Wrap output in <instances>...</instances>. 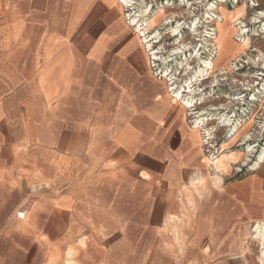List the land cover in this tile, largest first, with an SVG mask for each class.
I'll use <instances>...</instances> for the list:
<instances>
[{"label": "crops", "instance_id": "0c3cea01", "mask_svg": "<svg viewBox=\"0 0 264 264\" xmlns=\"http://www.w3.org/2000/svg\"><path fill=\"white\" fill-rule=\"evenodd\" d=\"M124 9L0 0V264H264L253 234L264 223V176L194 182L201 148L168 85L181 114L147 91ZM67 79L96 89L103 79L129 104L119 109L139 112L124 124L144 128L139 148L112 153L144 154L133 171L125 156L91 157L69 136ZM78 95L75 109L86 110ZM163 154L177 155L163 163ZM11 180L22 197H6Z\"/></svg>", "mask_w": 264, "mask_h": 264}, {"label": "rangeland", "instance_id": "374dc122", "mask_svg": "<svg viewBox=\"0 0 264 264\" xmlns=\"http://www.w3.org/2000/svg\"><path fill=\"white\" fill-rule=\"evenodd\" d=\"M136 2L135 13L140 12L146 6L150 7V15L159 8H164L161 14L162 17L158 19L157 24L151 28L150 32L157 31L159 33L160 44L155 45V48L163 47L162 51L164 52L161 57L172 61L167 64L157 62L153 67L152 60L147 61L144 48L140 42L139 52L146 59L147 91L157 94V98L161 97L163 105L172 104L176 108V112L180 114V105L170 99L166 91L168 82L163 80L164 72L168 68L169 70L172 69V74L178 79V86H184L193 73L203 66V62L215 59L213 37L216 34L215 26L219 19L218 9L223 7L228 12L235 11L237 6L240 7L239 11L243 9L242 16L239 17V24H236L235 27L237 29L242 28L245 31L244 37L239 34L234 35L231 23H225L221 31L225 59L220 62L218 69L227 63L230 69H225L222 73H220L221 69L218 70L213 77L204 79L195 87L199 91L195 95V100L203 98L205 104L197 106L193 115L185 113L184 106L180 104L183 107L187 122V134L196 144H199V135L189 129V127L193 129L194 114H201L200 117L207 120V127L213 134V138L200 147L203 154L198 155L201 160L196 167L189 170V172H193V169L198 170H195L193 177L195 183H221L223 180L240 181L253 174L264 176V164L255 168L259 157L264 154V20L254 23L258 13L264 12V0H136ZM126 10L124 9V11ZM127 15L128 12H124V16L129 22ZM173 16L175 22L165 25L163 18ZM195 20L199 21V27L196 29L197 31L190 32L189 26H192ZM177 23L182 24L181 35L171 38L169 30L172 26L175 27ZM242 38L248 39L251 47L244 52L239 50ZM177 43L189 47V51L179 56L171 55V51ZM185 60H188L191 70L190 73L183 75L180 64L184 63ZM149 66H152V68L150 69ZM213 80H216V82ZM102 82V84H106L103 79ZM61 83L65 84L63 86V92L65 93L62 95V99L66 100L67 105L66 110L61 112L60 117L61 119L63 116L66 118L68 129L77 130L74 133L76 135L69 136L76 141L83 152H87L91 157L115 158L125 156L133 171L138 166V162L143 159L144 154L112 153L123 149L132 152L139 148L140 143L136 139L139 138L140 133H144V128L124 125L125 123L128 124L130 118L132 122L134 118L139 120V112L131 111L129 114L128 111L119 109L129 104L118 102L119 95H116V92L113 94V89H106L104 85L98 87V89L86 87L79 84V82L76 83L75 79L61 80ZM52 85L55 86L54 83ZM76 92H79L78 96L83 98V105L86 106V110L75 109ZM80 93H82L81 96ZM48 98H51L50 102H53L59 96L49 95ZM85 100L88 103H85ZM61 103L63 104V101ZM53 113L51 111V116ZM219 117L227 118L230 120L231 125L222 124L218 119ZM56 118L58 119V116ZM75 121L79 122L80 125L76 127L71 125ZM246 134L251 136V140L244 145L242 140ZM234 135L238 136L236 140L222 147ZM201 136H203L202 132ZM231 153L234 154L231 168L216 178L213 174V166L210 164L205 165L206 157L213 159L219 156L228 157ZM150 155L154 156V154ZM176 155L163 154V163L166 162L167 158L170 159V157ZM9 178L11 177L9 176ZM11 182L6 197L10 196L14 199L22 197L25 193L22 186L17 187L13 180Z\"/></svg>", "mask_w": 264, "mask_h": 264}, {"label": "bare ground", "instance_id": "6f19581e", "mask_svg": "<svg viewBox=\"0 0 264 264\" xmlns=\"http://www.w3.org/2000/svg\"><path fill=\"white\" fill-rule=\"evenodd\" d=\"M118 2L122 8L127 9V12H128L127 17L129 19L130 26H132L134 32H136V35L139 38L140 44L143 46L144 52L146 53L148 59L152 60L151 63L153 64V67L155 66V63L157 62H159L160 64H167L168 62H171L172 60L161 57L162 53L164 52L162 51L163 47L155 48V45L160 44L159 33L157 31L150 32L151 28L157 24L158 19L162 17L161 14L164 11V8H159L155 13L150 15L151 10H150V7L148 6H146L140 12L135 13L134 9H135V6L137 5L136 0H118ZM235 8L237 9L233 12L225 11L223 7H220L218 9L219 19L216 22V26H215L216 34L213 37V41H214L213 46L215 49V59L214 60H207L203 62V66L200 69L198 68L197 72L193 73L192 77H190L189 80L185 82L184 86H178L177 84L178 79L174 74H172L171 68H170L171 70H169L168 68L163 74L164 80L168 82L167 84H168L170 93H172L173 97L184 106L186 110L185 113H189L193 115V112L195 111L197 106H202L205 104V101L203 98L195 100V95H197L199 92L195 88L196 86H198L204 79H208L211 76L213 77L215 72H217L218 70L221 69L220 70L221 72L220 71L219 72L222 73V71H224L225 69H230L228 67V63L222 65V68L220 69H218V67L220 66V62L225 59L224 49L222 45V36H221V31L224 28L225 23H231V25L233 26L232 32L234 33V35L239 34L240 36H243L245 33V31L242 28L237 29L235 27L236 24H239L238 23L239 17H241L243 13V9L239 11L240 9L239 6ZM173 18L175 17L173 16V17L163 18L164 24L165 25L173 24L175 22ZM260 20H264L263 11L258 13V17L257 19L255 18L254 23H259ZM198 25H199V21L195 20L193 25L189 26V31L190 32L197 31L196 29L199 27ZM181 29H182V24L177 23L175 27L172 26L169 30L170 37L175 38V37L180 36ZM240 41H241V44L239 45V50L241 52H244L251 48L250 42L248 41V39L242 38ZM189 49H190L189 47L182 45L180 43H177L176 47L172 49L171 55L173 56L183 55L184 53L188 52ZM180 68L183 71V75L190 73L189 71L191 70V68L189 66L188 60H185L184 63H181ZM214 82H216V80ZM221 106H224V105H221ZM211 110H214V109H211ZM200 115L194 114L193 130L194 132L198 133L199 146L202 147L203 144H207L209 140L213 138V134H212V131L207 127V123H206L207 120L200 117ZM218 119L220 120L222 124L226 126L231 125L230 120H228L225 117H221V118L219 117ZM201 132L203 133V136H201ZM237 137H238L237 135L232 136L230 141L226 143L225 145H223L222 147L228 144H231L232 142H234V140H236ZM249 140H251V136L246 134L243 137L242 144L245 145ZM205 161H206L205 165L210 164L213 166V170H214L213 174L215 175L216 178H218L219 176L222 175V173H224L225 171L231 168V162L234 161V154L231 153V155L228 157L219 156V157H215L214 159L210 157H206ZM263 164H264V154L261 157H259V161L258 163L255 164V168H258L260 167V165H263ZM253 232H254L253 233L254 240L257 242L258 246L260 247L259 252H261V256L264 259V223H257L256 226L254 227Z\"/></svg>", "mask_w": 264, "mask_h": 264}, {"label": "snow or ice", "instance_id": "6c2138e0", "mask_svg": "<svg viewBox=\"0 0 264 264\" xmlns=\"http://www.w3.org/2000/svg\"><path fill=\"white\" fill-rule=\"evenodd\" d=\"M142 175H143V173H142ZM204 251H205V252H207V251H208V249H204Z\"/></svg>", "mask_w": 264, "mask_h": 264}]
</instances>
